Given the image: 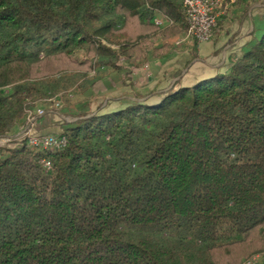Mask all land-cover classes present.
<instances>
[{
	"label": "trees",
	"instance_id": "obj_1",
	"mask_svg": "<svg viewBox=\"0 0 264 264\" xmlns=\"http://www.w3.org/2000/svg\"><path fill=\"white\" fill-rule=\"evenodd\" d=\"M185 29L182 0H0V136L59 87L56 57L94 75ZM226 59L157 100L78 114L61 149L0 146V264L264 263V26Z\"/></svg>",
	"mask_w": 264,
	"mask_h": 264
},
{
	"label": "crops",
	"instance_id": "obj_2",
	"mask_svg": "<svg viewBox=\"0 0 264 264\" xmlns=\"http://www.w3.org/2000/svg\"><path fill=\"white\" fill-rule=\"evenodd\" d=\"M231 10L226 12V18L221 17L223 13L218 17L220 25L216 27V32L214 31L210 40L198 42L187 38L180 44H176V41L184 35V31L175 33L174 36L165 38L163 41L160 39L157 42L159 45L169 42L170 46L142 66V74L132 80V89L125 88L126 92L120 96L106 97L107 103H104L105 106L101 109L123 106L134 100L154 101L161 96V93L172 87L190 85L200 77L221 70L227 55L240 50L241 45L250 38L253 28L251 21L247 25L243 16L237 19L238 13L234 10L229 12ZM230 14L231 17H229ZM154 16L163 20L161 28L169 25L167 17L162 13L155 12ZM221 46L223 50L220 49ZM194 52L197 54L192 56ZM125 59L124 57L123 61ZM49 123L46 118H38L33 123V131L52 134L54 129ZM261 258L259 257L257 264H264Z\"/></svg>",
	"mask_w": 264,
	"mask_h": 264
},
{
	"label": "rangeland",
	"instance_id": "obj_3",
	"mask_svg": "<svg viewBox=\"0 0 264 264\" xmlns=\"http://www.w3.org/2000/svg\"><path fill=\"white\" fill-rule=\"evenodd\" d=\"M224 2L226 9L221 17L226 18V12L232 9L229 12H233V10L237 12V19L243 16L247 25L250 21L252 22L255 28V34L264 26V0H224ZM231 16L230 14L229 17ZM219 25L220 22L218 23L217 20L213 29V35L216 27ZM125 31H137L135 19L130 18L127 20ZM157 42L155 43L156 45L159 44ZM220 49L223 50V47L221 46ZM196 54L194 52L192 56ZM56 59V61L52 60L50 63H47L46 67H59L56 75L53 73L51 76L61 80L59 87L52 93L51 98L45 96L31 103L30 107L33 110L36 108H42L44 110V113L36 116L34 121L38 118H46L49 120L51 128L54 129L52 134L55 135L61 133L63 127L68 122L76 119L78 114H90L91 112L100 110L105 106L103 104L107 103L105 102L106 97L120 96L126 92L125 88L132 89V80L142 74V66L146 62L151 61L149 55L146 58L140 57L138 59L131 57L129 58L128 63L130 65L128 66L120 65L118 69L107 68L93 75L89 72L88 68L93 61L86 63L87 65L85 66H79L78 64L71 63V59L64 55L56 57ZM52 100L58 102V105H54ZM27 122L28 120L26 118L25 124ZM19 130L17 129L14 134L9 135L11 137L10 140L4 143L6 147H12L21 140V138L13 139V136Z\"/></svg>",
	"mask_w": 264,
	"mask_h": 264
},
{
	"label": "built area",
	"instance_id": "obj_4",
	"mask_svg": "<svg viewBox=\"0 0 264 264\" xmlns=\"http://www.w3.org/2000/svg\"><path fill=\"white\" fill-rule=\"evenodd\" d=\"M182 7L186 29L184 35L176 41V44H180L182 40L187 38L198 42L210 40L218 17L226 9L224 0H182ZM152 20L159 26L163 24L161 18L154 16ZM166 20L167 23H171L168 17ZM119 60L123 61L124 57L119 56ZM52 102L54 105H58V102H54V100ZM43 113L44 110L42 108H36L35 110L27 109L26 118L28 122L13 136V139H25L28 146L35 148H63L66 144V137L63 134L55 135L51 133H36L33 131L34 118ZM10 138L9 135L0 136V146L5 145L4 143L9 141ZM44 165L49 168L50 162L45 160ZM259 257L260 254H253L245 258L240 264H256Z\"/></svg>",
	"mask_w": 264,
	"mask_h": 264
}]
</instances>
